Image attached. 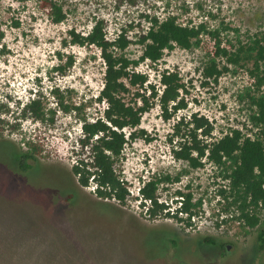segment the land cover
Here are the masks:
<instances>
[{
	"label": "rangeland",
	"instance_id": "obj_1",
	"mask_svg": "<svg viewBox=\"0 0 264 264\" xmlns=\"http://www.w3.org/2000/svg\"><path fill=\"white\" fill-rule=\"evenodd\" d=\"M59 1L67 17L56 23L37 0H0V140L25 152L38 148V162L22 179L12 164L15 145L0 142V264H264L259 247L264 207L258 225L246 224L232 197H226L231 193L224 167L205 157V164L194 168L174 154L190 140L193 113L209 118V139L233 128L258 131L252 120V96L258 90L254 57L248 51H241L238 61L229 57L264 34V0ZM170 15L184 25L204 24L206 31L200 44L175 45L157 62L130 65L149 79L137 85L126 79L129 90L123 96L138 105L145 96L150 104L116 161L130 195L126 203L99 197L95 182L81 185L73 167L91 160V148L80 141L82 124L103 116L107 104L99 95L107 65L99 46L76 43L70 30L88 34L104 20L111 40L122 33L130 40L123 50L114 46V53L136 60L152 19ZM218 43L229 53L217 54ZM71 58L73 65L62 73L59 67ZM213 58L223 71L218 79L205 75ZM165 70L178 71L185 84L187 105L174 110L172 103L170 117L159 99ZM34 97L46 106L43 119L25 111ZM60 100L72 110L60 108ZM198 137H205L200 129ZM167 174L180 176L157 190L171 215L152 216L150 200L139 187ZM177 189L193 192L199 214L191 218L192 225L188 213L176 208L183 200ZM208 236L215 242H207Z\"/></svg>",
	"mask_w": 264,
	"mask_h": 264
},
{
	"label": "trees",
	"instance_id": "obj_2",
	"mask_svg": "<svg viewBox=\"0 0 264 264\" xmlns=\"http://www.w3.org/2000/svg\"><path fill=\"white\" fill-rule=\"evenodd\" d=\"M40 6L47 9L50 18L58 23L66 19L67 13L59 0H37ZM20 22H17L19 25ZM206 31L204 24L189 25L178 21L177 16L170 15L164 19L154 17L147 32L140 39L144 43V51L139 59L132 60L124 54H116L112 49L114 46L121 50L125 49L130 40L125 34H121L117 40H111L108 36L104 20H99L88 34H82L75 28L70 30L73 41L80 44H95L101 48L102 55L107 65L105 75V85L102 88L99 100L106 102L103 116L94 120L85 119L82 124L83 137L80 139L83 146L91 148V160L82 159L77 161L73 167V172L78 176L79 183L87 186L94 181L96 193L99 197L116 199L121 203H126L130 195L129 188L125 180L120 177L116 168V161L123 153L129 138H135L137 127L142 122V117L150 109L148 99L144 96V103L129 102L123 96L128 91V82L132 85L144 84L148 79V74L132 70L130 65L140 64L142 61L150 59L153 62L159 61L165 54L166 49H173L175 45L184 48H191L195 44H200V35ZM240 46L238 51L232 52L229 59L238 61L241 51H248L250 57H254V64L258 70L257 93L252 96L256 110L252 115L253 123L258 127L254 134H247L240 128H233L230 132L209 139L213 126L209 118L193 113V129L190 140L181 142V145L174 148V154L178 159L187 160L194 168L205 164L206 159L225 168V176L229 179L230 196L232 204L236 206L238 217L250 226H256L260 222V208L264 207V34L258 35L248 48ZM228 54L226 48H222L218 43L217 54ZM74 59L71 58L67 65H62L59 70L65 73L72 66ZM222 69L218 66L217 60L213 58L205 68V75L218 79L222 74ZM161 82L164 84L162 93L159 95L161 106L170 117L169 106L174 110L185 107L187 103L182 96L184 83L178 71L165 70L162 72ZM156 94V93H155ZM142 95V94H141ZM60 108L66 112L72 110V106L58 101ZM76 107V106H75ZM51 112L55 111L49 109ZM25 111L39 119L46 115V106L41 98H31L25 104ZM205 135L198 137V130ZM132 130L129 134L128 131ZM9 144L7 140H0ZM11 145L13 143H10ZM15 145V144H13ZM16 149L10 152L12 164L15 166L16 177L26 179V173L38 162V148L32 151H22L15 145ZM179 181L180 176L172 177L171 174L156 175L144 180L139 191L142 197L150 200L148 211L152 216L162 213L171 215L168 204L160 201L157 194L159 185L169 180ZM24 181V180H23ZM22 187L23 183H19ZM182 196L181 205L176 207L178 211L188 213V224L192 225L191 218L199 214L193 206V192H184L177 189ZM201 203V200L199 201ZM173 216H178L175 211ZM182 219V218H180ZM207 242L214 243L215 239L208 236ZM259 247L264 249V229L259 233ZM179 247V243H178Z\"/></svg>",
	"mask_w": 264,
	"mask_h": 264
},
{
	"label": "water",
	"instance_id": "obj_3",
	"mask_svg": "<svg viewBox=\"0 0 264 264\" xmlns=\"http://www.w3.org/2000/svg\"><path fill=\"white\" fill-rule=\"evenodd\" d=\"M230 247H231V245L229 244V245H228V248H230Z\"/></svg>",
	"mask_w": 264,
	"mask_h": 264
},
{
	"label": "built area",
	"instance_id": "obj_4",
	"mask_svg": "<svg viewBox=\"0 0 264 264\" xmlns=\"http://www.w3.org/2000/svg\"><path fill=\"white\" fill-rule=\"evenodd\" d=\"M150 202V201H149Z\"/></svg>",
	"mask_w": 264,
	"mask_h": 264
}]
</instances>
